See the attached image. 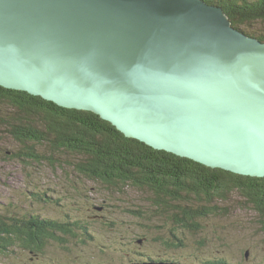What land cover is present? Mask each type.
Segmentation results:
<instances>
[{"label": "water", "instance_id": "1", "mask_svg": "<svg viewBox=\"0 0 264 264\" xmlns=\"http://www.w3.org/2000/svg\"><path fill=\"white\" fill-rule=\"evenodd\" d=\"M0 86L264 177V42L204 0H0Z\"/></svg>", "mask_w": 264, "mask_h": 264}, {"label": "trees", "instance_id": "2", "mask_svg": "<svg viewBox=\"0 0 264 264\" xmlns=\"http://www.w3.org/2000/svg\"><path fill=\"white\" fill-rule=\"evenodd\" d=\"M204 1L221 7L235 29L264 42V29L255 33L250 28L253 23L264 22V0ZM0 108H4V112L0 110V128L27 144L26 155L38 163L47 158L35 152L36 146L27 147L30 143L53 152L71 153L75 157L68 164L57 157L58 166L62 161L60 169L70 167L80 179L99 182L111 192L133 188L146 193L152 215H166L168 222L189 234L200 233L204 219L226 214L227 205L238 195L236 205L257 217L264 234V177L210 168L154 149L126 137L92 112L63 108L23 91L0 86ZM99 208L98 213L106 209ZM94 216L100 219V214ZM66 218L69 220L54 221L30 214L10 217L0 211V258L7 259V264H32L45 252L49 241L66 245V236L89 245V221L82 226L69 215ZM174 240L175 243L166 245L175 249L186 247L176 237ZM16 251L28 256V260L21 262ZM211 264L228 263L222 259Z\"/></svg>", "mask_w": 264, "mask_h": 264}, {"label": "rangeland", "instance_id": "3", "mask_svg": "<svg viewBox=\"0 0 264 264\" xmlns=\"http://www.w3.org/2000/svg\"><path fill=\"white\" fill-rule=\"evenodd\" d=\"M250 28L258 33L264 29V22L253 23ZM0 110L4 112V108ZM26 145L0 128V211L10 217L30 214L54 221L69 220V215L82 226L89 221V245L67 236L66 245L49 241L32 264H129L150 259L181 264L222 259L228 264H264V234L257 217L236 205L238 195L227 205L226 214L204 219L200 233L189 234L168 222L166 215H152L146 193L133 188L111 192L99 182L80 179L70 167L60 169L61 160L57 165V157L68 164L73 154L30 143L27 147L36 146L35 152L47 158L38 163L26 155ZM99 206L106 209L98 213ZM96 214L100 219H94ZM174 237L186 247L167 246L175 243ZM138 238L145 239L140 246L136 244ZM15 254L21 262L28 260L26 255ZM7 261L0 258V264Z\"/></svg>", "mask_w": 264, "mask_h": 264}]
</instances>
